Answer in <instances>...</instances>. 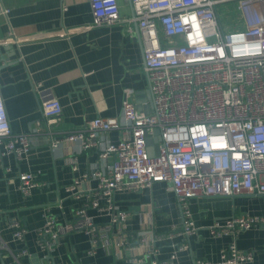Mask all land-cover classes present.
<instances>
[{
	"label": "built area",
	"instance_id": "built-area-1",
	"mask_svg": "<svg viewBox=\"0 0 264 264\" xmlns=\"http://www.w3.org/2000/svg\"><path fill=\"white\" fill-rule=\"evenodd\" d=\"M89 1L93 25L121 20L120 0ZM232 2H236L243 28L226 30L219 6ZM128 3L143 50L151 111L139 110L130 90L120 115H98L84 127L54 139V147L79 143L80 150L97 151L99 162L81 172L70 187L77 196H86L73 221L62 224L48 208L38 242L51 250L62 234L86 230L92 243L113 245L121 257L130 251L139 261L174 264L176 252L168 259L159 258L157 243L164 236L155 233L152 222L140 230L128 228L129 212L117 206L115 194L168 183L181 209L178 235L182 238L197 230L190 206L193 198L242 193L264 196V0ZM62 110L59 99L44 98L42 112L48 127L58 124ZM113 130L121 132L117 141L109 137ZM155 137L158 141L148 143ZM31 144L27 134L13 132L0 90V157L13 153L25 159ZM70 162L78 171V156H71ZM18 179L26 195L42 185L32 171L20 170ZM91 208L99 213L110 211L109 220L95 221L88 214ZM258 225L264 226L262 216L237 214L216 220L211 229L217 235H233ZM11 226L15 238L22 240L26 228L18 219ZM7 247L0 233V249ZM177 248L187 249L188 244ZM253 258L254 251L242 250L232 241L223 249L220 263L241 264Z\"/></svg>",
	"mask_w": 264,
	"mask_h": 264
},
{
	"label": "crops",
	"instance_id": "crops-1",
	"mask_svg": "<svg viewBox=\"0 0 264 264\" xmlns=\"http://www.w3.org/2000/svg\"><path fill=\"white\" fill-rule=\"evenodd\" d=\"M120 5V21L95 26L89 0H0V90L13 132L27 134L32 143L25 159L13 153L0 157V233L8 243L0 249V264H151L135 259L130 251L121 257L113 245L92 243L86 230L62 234L51 250L40 246L37 235L48 208L62 224L73 221L86 196H77L70 187L81 172L99 162L97 151L80 150L79 143L54 147V139L98 115H120L130 90L135 101L150 110L149 80L136 24L130 20L131 6L128 0H120ZM46 97L59 99L63 107L53 129L42 112ZM120 136L118 130L109 135L115 141ZM73 155L78 156V171L70 162ZM20 170L35 172L42 185L28 195L21 192ZM168 186L159 182L115 194L117 206L129 212V229L140 230L152 222L155 233L164 236L157 243L159 258L176 252L174 264H221L223 249L236 241L240 249L254 251V258L241 264H264V226L242 228L235 235H217L211 229L216 220L237 214L264 218V196L193 198L197 230L182 238L181 209ZM88 214L98 222L110 218V211L91 208ZM14 219L26 228L22 240L14 236ZM183 242L188 248L178 250Z\"/></svg>",
	"mask_w": 264,
	"mask_h": 264
},
{
	"label": "rangeland",
	"instance_id": "rangeland-1",
	"mask_svg": "<svg viewBox=\"0 0 264 264\" xmlns=\"http://www.w3.org/2000/svg\"><path fill=\"white\" fill-rule=\"evenodd\" d=\"M220 16L226 30H236L243 28L242 17L236 8V2L227 5H220Z\"/></svg>",
	"mask_w": 264,
	"mask_h": 264
},
{
	"label": "water",
	"instance_id": "water-1",
	"mask_svg": "<svg viewBox=\"0 0 264 264\" xmlns=\"http://www.w3.org/2000/svg\"><path fill=\"white\" fill-rule=\"evenodd\" d=\"M137 97L139 98V96H137ZM148 97H149V99L151 100V98H152V94H151L150 91L148 92ZM136 103H137V108H138L139 110H141L142 107H141L139 101H136ZM148 111H151V108H150V110H148ZM156 132L159 133L160 131L157 129ZM158 139H159V137H155L154 139H149V140H148V143H151L152 141H158ZM150 153H151V155H154V154H155V152H154L152 149H150Z\"/></svg>",
	"mask_w": 264,
	"mask_h": 264
}]
</instances>
